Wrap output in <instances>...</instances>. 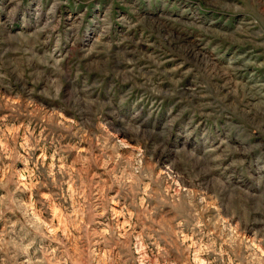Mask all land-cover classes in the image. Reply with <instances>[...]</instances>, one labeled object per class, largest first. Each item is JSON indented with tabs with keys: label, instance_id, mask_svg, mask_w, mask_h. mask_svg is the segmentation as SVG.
I'll return each mask as SVG.
<instances>
[{
	"label": "rangeland",
	"instance_id": "1",
	"mask_svg": "<svg viewBox=\"0 0 264 264\" xmlns=\"http://www.w3.org/2000/svg\"><path fill=\"white\" fill-rule=\"evenodd\" d=\"M0 264H264V0H0Z\"/></svg>",
	"mask_w": 264,
	"mask_h": 264
}]
</instances>
